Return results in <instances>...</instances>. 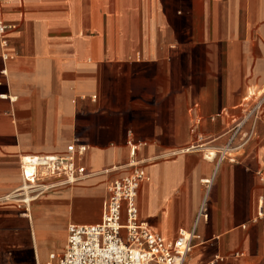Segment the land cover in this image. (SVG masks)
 Wrapping results in <instances>:
<instances>
[{
	"label": "crops",
	"instance_id": "0c3cea01",
	"mask_svg": "<svg viewBox=\"0 0 264 264\" xmlns=\"http://www.w3.org/2000/svg\"><path fill=\"white\" fill-rule=\"evenodd\" d=\"M0 18V264H56L133 163L139 221L197 235L184 264H264V99L219 159L264 96V0H0ZM69 145L85 174L21 202L19 159Z\"/></svg>",
	"mask_w": 264,
	"mask_h": 264
},
{
	"label": "built area",
	"instance_id": "2783aa9c",
	"mask_svg": "<svg viewBox=\"0 0 264 264\" xmlns=\"http://www.w3.org/2000/svg\"><path fill=\"white\" fill-rule=\"evenodd\" d=\"M10 28L0 18L1 45L5 44L3 37ZM263 99L264 96L248 109L238 123L229 128V138L219 151V159L248 141L250 133L242 132L243 125L248 119L258 117ZM128 146L130 156L133 157L136 145L128 142ZM85 150L84 145H69L64 156L21 157L20 201L29 204L48 188L43 181L47 176L62 177L68 184L79 180L85 174V169L76 165L74 155H82ZM146 180L145 171L133 163L128 175L110 181L100 222L89 225L70 224L64 251L56 264H184L192 248V240L197 235L194 231L181 230L174 241L165 243L146 223L139 221L136 197L141 183ZM222 260L216 256L206 264Z\"/></svg>",
	"mask_w": 264,
	"mask_h": 264
}]
</instances>
